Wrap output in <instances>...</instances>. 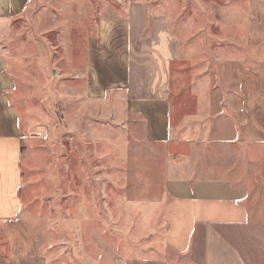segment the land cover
Returning <instances> with one entry per match:
<instances>
[{
	"label": "rangeland",
	"instance_id": "1",
	"mask_svg": "<svg viewBox=\"0 0 264 264\" xmlns=\"http://www.w3.org/2000/svg\"><path fill=\"white\" fill-rule=\"evenodd\" d=\"M244 1L27 0L11 21L0 20V53L25 136L19 218L26 219L5 228L8 237L0 231L1 264H140L163 255L162 158L134 148L127 125L112 121L113 93L97 92L95 72V64L108 63L95 54L110 35L105 24L128 23L136 8L144 35L163 22L181 42L185 58L170 64L173 99L181 87L214 75L222 84V62L191 59L207 47L192 44L203 40L207 8L214 23L222 20L225 2L239 13ZM213 26L214 36L224 35ZM239 29L232 24V41L242 37ZM180 95L176 114L182 116L193 105L191 93Z\"/></svg>",
	"mask_w": 264,
	"mask_h": 264
},
{
	"label": "crops",
	"instance_id": "2",
	"mask_svg": "<svg viewBox=\"0 0 264 264\" xmlns=\"http://www.w3.org/2000/svg\"><path fill=\"white\" fill-rule=\"evenodd\" d=\"M26 1L0 0V20L11 21ZM220 7L222 20L214 23L207 8L203 40L192 44L207 47L191 59L222 62V84L214 75L181 87L173 99L170 64L185 58L181 42L163 22L144 35L136 8L128 23L105 24L110 35L95 54L108 63L95 64V72L97 92L113 93L112 121L127 125L134 148L162 158L163 255L140 264H264V0H245L239 13L229 2ZM232 24L240 25L239 40L232 41ZM213 25L224 35L214 36ZM214 38L223 46L216 48ZM184 89L193 107L180 116ZM13 90L0 53V231L6 237L5 228L26 222L19 218L25 136Z\"/></svg>",
	"mask_w": 264,
	"mask_h": 264
}]
</instances>
